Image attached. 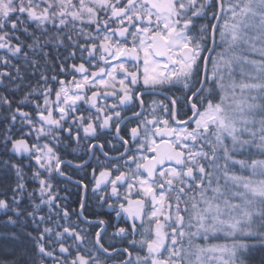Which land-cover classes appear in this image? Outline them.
I'll return each instance as SVG.
<instances>
[{
    "label": "snow or ice",
    "instance_id": "obj_1",
    "mask_svg": "<svg viewBox=\"0 0 264 264\" xmlns=\"http://www.w3.org/2000/svg\"><path fill=\"white\" fill-rule=\"evenodd\" d=\"M257 250L264 0H0V264Z\"/></svg>",
    "mask_w": 264,
    "mask_h": 264
},
{
    "label": "trees",
    "instance_id": "obj_2",
    "mask_svg": "<svg viewBox=\"0 0 264 264\" xmlns=\"http://www.w3.org/2000/svg\"><path fill=\"white\" fill-rule=\"evenodd\" d=\"M177 96H180L181 93L177 92L175 93ZM158 99H163L162 97L159 98L157 97ZM71 175H73L74 178H77L78 175H82V174H78L76 172H72L70 173ZM68 188L70 189V191H62V195H67L68 196V199L69 201H76V204H78V194H77V189L75 187L74 184H69L68 185ZM89 196H91V191L89 190ZM76 204H73V203H69V207L72 208V207H75ZM106 209H98L96 207V202L93 201V200H89L88 202V208H87V214L89 215L90 218H95V215L97 213H99L100 215H103L105 219H110L112 222H115V217H114V214L113 215H106ZM123 226V225H122ZM112 229L109 228V232H111ZM253 258H254V261L256 262V264H258V261L259 259L261 258V256H264V253L260 252V251H255L253 254Z\"/></svg>",
    "mask_w": 264,
    "mask_h": 264
},
{
    "label": "flooded vegetation",
    "instance_id": "obj_3",
    "mask_svg": "<svg viewBox=\"0 0 264 264\" xmlns=\"http://www.w3.org/2000/svg\"><path fill=\"white\" fill-rule=\"evenodd\" d=\"M161 97L164 99V96L163 95L159 96V98H161Z\"/></svg>",
    "mask_w": 264,
    "mask_h": 264
}]
</instances>
